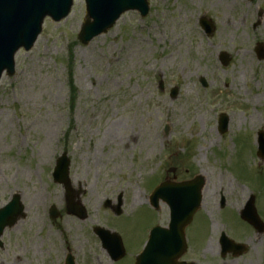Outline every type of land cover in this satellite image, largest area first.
<instances>
[{
  "label": "rangeland",
  "instance_id": "374dc122",
  "mask_svg": "<svg viewBox=\"0 0 264 264\" xmlns=\"http://www.w3.org/2000/svg\"><path fill=\"white\" fill-rule=\"evenodd\" d=\"M147 2V16L125 13L82 45L85 6L74 0L65 19L45 20L33 48L16 54L14 75L1 78L0 208L19 194L25 216L3 232L0 264H64L67 254L75 264H134L152 226L168 224L167 206L159 202L154 211L148 204L169 168V180L201 175L207 187L182 260L264 264V233L240 219L253 195L264 222V161L256 158L264 60L254 51L264 47V0ZM202 17L211 22L210 36ZM63 152L84 221L65 213V191L51 176ZM119 198L116 217L104 203L117 206ZM52 206L61 213L56 220L48 215ZM95 227L115 230L126 256L111 262ZM222 232L246 253L221 257Z\"/></svg>",
  "mask_w": 264,
  "mask_h": 264
},
{
  "label": "water",
  "instance_id": "95a60500",
  "mask_svg": "<svg viewBox=\"0 0 264 264\" xmlns=\"http://www.w3.org/2000/svg\"><path fill=\"white\" fill-rule=\"evenodd\" d=\"M85 3L86 20L78 35V40L84 45L98 35L106 33L123 13L137 11L144 17L148 12L146 0H85ZM71 6L72 0H0V78L3 72H6L7 76L13 75L15 53L21 48L29 51L33 47L41 32L44 19L49 17L58 22L68 15ZM200 25L205 33L212 34L213 28L209 21L203 18ZM256 53L259 59H264L262 45L257 46ZM220 59L221 63L226 66L227 57L222 54ZM175 95L176 90L174 89L172 96ZM219 125L220 133H224L227 129V118L221 116ZM258 145L257 155L263 160V133L258 134ZM68 168L69 161L66 154H62L56 162L53 179L55 183L64 186L69 197L71 192ZM203 185V178L197 176L192 181L181 184L165 181L154 191L150 198L152 205L157 207L158 200L162 199L170 209L169 226L167 229L159 227L152 229L147 246L144 252L137 257L135 264H180L177 260L186 251L184 230L200 206ZM253 202L251 198L241 218L253 226L257 232L262 233L264 227L256 214ZM23 210L20 196L17 194L13 195L10 202L0 209V237L5 228L13 227L18 220L24 218ZM66 211L81 220L87 217L85 209L80 204L73 205L68 202ZM49 215L55 219L59 213L55 207H52ZM94 231L113 260L123 257L122 244L115 234L101 229ZM245 251V246L227 241L223 244L222 255L230 252L234 256H240ZM65 264H74L73 258L68 256Z\"/></svg>",
  "mask_w": 264,
  "mask_h": 264
},
{
  "label": "bare ground",
  "instance_id": "6f19581e",
  "mask_svg": "<svg viewBox=\"0 0 264 264\" xmlns=\"http://www.w3.org/2000/svg\"><path fill=\"white\" fill-rule=\"evenodd\" d=\"M205 194H207V187H204L203 191H202V197L203 195L205 196ZM135 199L134 202L137 203V201L140 199V196L138 194H135Z\"/></svg>",
  "mask_w": 264,
  "mask_h": 264
},
{
  "label": "trees",
  "instance_id": "16d2710c",
  "mask_svg": "<svg viewBox=\"0 0 264 264\" xmlns=\"http://www.w3.org/2000/svg\"><path fill=\"white\" fill-rule=\"evenodd\" d=\"M69 76V78H68V82H69V86H70V90H71V96H72V94H74V86H73V82H72V79H71V76L70 75H68Z\"/></svg>",
  "mask_w": 264,
  "mask_h": 264
}]
</instances>
